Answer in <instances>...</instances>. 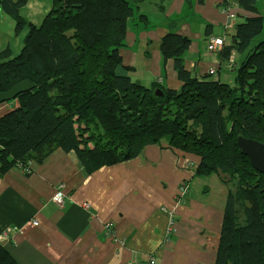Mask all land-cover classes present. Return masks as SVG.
<instances>
[{"label": "trees", "instance_id": "16d2710c", "mask_svg": "<svg viewBox=\"0 0 264 264\" xmlns=\"http://www.w3.org/2000/svg\"><path fill=\"white\" fill-rule=\"evenodd\" d=\"M143 1L52 0L34 25L21 14L27 0H0L15 35L26 32L17 55L9 48L0 52V92L24 80L34 84L0 104H6L0 107L6 111L0 115V179L11 170L29 176L32 163L56 150L74 152L91 173L165 141L199 158L197 175L217 174L228 189L215 264H264V176L240 154L236 140L241 132L264 144V41L253 44L262 17L234 26L224 54L235 51L243 60L232 84L192 77L184 67L190 39L167 33L160 52L182 82L174 91L119 74L130 70L120 51ZM236 4L256 10V0ZM137 22L149 23L143 14ZM0 264H17L1 243Z\"/></svg>", "mask_w": 264, "mask_h": 264}, {"label": "crops", "instance_id": "0c3cea01", "mask_svg": "<svg viewBox=\"0 0 264 264\" xmlns=\"http://www.w3.org/2000/svg\"><path fill=\"white\" fill-rule=\"evenodd\" d=\"M51 3L27 0L21 14L39 25ZM236 3H139L120 51L130 70L119 74L147 87L179 90L173 61L160 52L161 39L175 33L191 41L184 67L192 77L232 84L243 60L235 51L228 58L224 54L233 43L234 26L259 16L264 31V0H256L253 12ZM140 14L147 25L137 22ZM25 33L15 35L14 21L0 12V52L9 48L17 55ZM211 38L223 39L217 54L207 50ZM211 69L215 76L208 75ZM198 165L199 158L165 141L91 173L74 152L56 150L43 163H32L29 176L11 170L0 179V243L17 264H215L228 189L217 174L197 175ZM58 185L63 189L60 206L52 201Z\"/></svg>", "mask_w": 264, "mask_h": 264}, {"label": "water", "instance_id": "95a60500", "mask_svg": "<svg viewBox=\"0 0 264 264\" xmlns=\"http://www.w3.org/2000/svg\"><path fill=\"white\" fill-rule=\"evenodd\" d=\"M33 88L34 84L30 81H21L14 85L8 92H0V104L8 102L18 94L30 91ZM154 94L159 97L162 96V92L159 89H156ZM236 140L240 154L247 157L254 170L264 176V144L244 137L241 132H237Z\"/></svg>", "mask_w": 264, "mask_h": 264}, {"label": "built area", "instance_id": "2783aa9c", "mask_svg": "<svg viewBox=\"0 0 264 264\" xmlns=\"http://www.w3.org/2000/svg\"><path fill=\"white\" fill-rule=\"evenodd\" d=\"M229 25L230 27L233 26L232 23H229ZM222 45H223V40L221 38H211L207 42V50L210 54H216L221 49ZM214 74H215V70L211 69L208 71L209 76H213ZM180 190L183 193L186 192L185 187H181ZM52 201L58 206H60L63 203V189L61 185H58L56 194L53 197ZM33 224L37 225L36 222H33ZM105 227L106 229H109L110 226L106 225ZM168 231H170V228H168ZM109 237L113 238V236H109ZM150 263L153 264V261H151ZM127 264H133V263L129 262Z\"/></svg>", "mask_w": 264, "mask_h": 264}, {"label": "rangeland", "instance_id": "374dc122", "mask_svg": "<svg viewBox=\"0 0 264 264\" xmlns=\"http://www.w3.org/2000/svg\"><path fill=\"white\" fill-rule=\"evenodd\" d=\"M260 41H264V31L263 33H261L259 36H257L254 41H253V44L256 45L257 43H259ZM3 106H6V104L4 105H0V107L2 108ZM6 112V111H5ZM5 112H2V109L0 110V115H2L3 113Z\"/></svg>", "mask_w": 264, "mask_h": 264}]
</instances>
